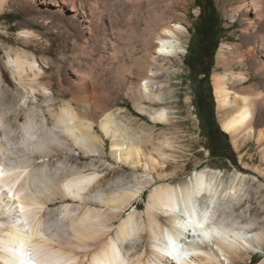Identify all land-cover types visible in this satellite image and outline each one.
<instances>
[{
  "label": "bare ground",
  "instance_id": "6f19581e",
  "mask_svg": "<svg viewBox=\"0 0 264 264\" xmlns=\"http://www.w3.org/2000/svg\"><path fill=\"white\" fill-rule=\"evenodd\" d=\"M27 1L18 0L17 5L40 27L23 29V41L40 42L46 34L73 41L84 30L95 37L99 57L116 59L115 69L122 72L131 69L136 53L143 55L146 64L134 81L129 79L128 89L136 107L153 122L171 121L161 73L169 69L163 59L185 51L181 37L186 28L174 12L187 0ZM233 1L222 4L225 8L229 3L231 17L244 21L239 36L244 48L219 47L216 59L225 70L212 75L213 91L217 107L225 113L219 115L221 128L235 147L243 139L258 148L252 159L260 154L259 164L253 169L264 175V0ZM5 6L11 5L0 0V8ZM5 51L0 99L10 79L22 100L0 103V264H236L261 248L264 227L258 215L250 216L249 204L264 185L258 176L251 178L257 181L250 188L253 194L243 172H234L226 182L220 171L202 168L179 182L156 183L171 174L162 173L175 148L170 137L145 149L152 135L129 131L110 109L97 115L101 135L95 134L88 118L92 106L84 94L98 83L88 78L84 67L74 68L77 104L69 98L55 106L53 82L68 89L53 76V61L42 58L40 64L34 52L23 48ZM248 58L259 81L244 84L252 77L241 68ZM105 99L99 95L95 100ZM19 114L24 122L12 126ZM106 138L114 159L142 171L135 175L138 182L98 188L96 171L87 172L66 159L76 150L103 154ZM58 155L64 159L58 160ZM53 161L57 164L51 167ZM147 186L152 188L145 208L139 209L134 200ZM128 206L133 209L123 214ZM178 218L189 223L179 234L173 231ZM169 237L175 243L165 248Z\"/></svg>",
  "mask_w": 264,
  "mask_h": 264
},
{
  "label": "rangeland",
  "instance_id": "374dc122",
  "mask_svg": "<svg viewBox=\"0 0 264 264\" xmlns=\"http://www.w3.org/2000/svg\"><path fill=\"white\" fill-rule=\"evenodd\" d=\"M14 1L6 0V3L11 6H5L4 9L0 8V61H6L7 59L5 50L18 48L34 52L35 58H37L40 64H42V58H50L53 61L54 68L51 71L53 76L61 86L68 89L66 91L61 90L57 82H53L52 88L56 98H54L55 106L69 98H73L72 105L75 106L77 104L75 102H77L76 98L78 94L74 90L75 85L73 80L78 79V75L74 68L84 67L83 69L86 71L88 78L96 82V84L98 83L96 88L90 87V91L84 94L86 98L88 96L90 100L89 105L92 106L90 107L92 115L91 117L89 115L88 118L90 121H93L92 131L95 134L101 135L96 123L97 119H100L97 115L103 110L110 109L114 111L117 121L120 120L119 122L131 128H129V131L137 133L144 131L149 136L152 135L150 136L151 142L147 143V146L145 145V149L150 147L151 144L156 145L163 136H168L173 140L175 148L171 151L172 158L163 163L164 171L162 172L167 173L170 171L169 173L171 174L164 175L166 177L156 183L179 182L195 170L202 168L220 171L226 182H229L230 176L234 172H243L248 176L246 185L249 187V191L251 190L250 188H254L257 182L256 179L251 180L252 177L258 176L259 183H264V175L253 169V165L259 164L260 154L257 153L258 148L256 149L255 145L252 148V142L248 143L247 140L243 139H241L238 147H235L232 137L221 128L219 123V115H224L225 113H222L217 107L212 75L216 72L220 73L225 69L224 65L217 61L216 54L222 44L244 48L239 41L240 37L244 34L242 32L244 21L239 16L231 17L229 3L224 8L222 0H187L188 2L184 4V7L174 12L175 19L186 28L181 37V45L185 48V51L176 56H168L163 59V63L169 66V69L161 73V78L166 83V89L163 90L162 95L165 97L164 100L169 107L171 116V121L164 124L153 122L148 114L140 111L136 107L134 94L130 93L128 89L130 86L129 79L134 81L139 76L140 68L146 64L143 55L136 53L135 57L133 56L135 59L133 60L134 63H132L131 71L122 72L115 69L116 59L99 57L101 50L97 43L94 42L95 37L89 35L90 33L87 34L84 30L79 35H75L73 41L67 40L64 37L56 38L50 34L44 35L45 40L40 42L34 39H31L33 41H23L19 37V33L26 28L37 30L40 24L36 21V18L34 19L32 15L22 10L23 7L17 5L18 0ZM37 2L39 1L34 0V3ZM209 2L214 5V10L208 15V18H205L203 12H208L209 8L207 6ZM233 2V0H230V3ZM68 12L70 13V11ZM204 20H206L205 24L213 20H217L218 24L215 28H209L208 25H203ZM204 26L210 31L206 46L201 41V32ZM69 32L74 34L72 30H69ZM133 43L139 44L138 41ZM215 43L217 44L216 47H214ZM61 52H64L65 55L62 56ZM251 60L249 58L246 59L244 61L245 64L241 67L242 69L245 68L246 74L249 77L252 76L244 84L259 81V78L254 74V68L248 67L250 63H253ZM240 69L235 68L234 70L239 71ZM127 72L131 75L128 76ZM206 73H208V81L205 80ZM141 75H144V73H141ZM207 82L210 85V92L207 89ZM229 89L234 90L231 86ZM15 90L14 83L10 79L6 80L5 93L2 96L3 98L0 99V103L12 105L18 99L21 101L22 98L17 97ZM198 90H201L204 95L208 96V103L213 116L210 125L203 122L199 115L196 101ZM99 95L104 96V98L106 97L104 102L97 103L95 99ZM142 103L146 104L145 102ZM17 120L12 119V126H18L23 123L25 116L19 114ZM105 141V152L101 155L97 153L84 154L80 150H76L70 156H67L66 159L82 169H87V172L96 171L99 176L98 188H102L105 184H118V182L119 184L138 182L139 178H135V175L139 177L142 171L114 159L110 154L109 139L106 138ZM255 151H257L254 155L255 158L252 159ZM57 158L58 160H63L64 156L58 155ZM56 164L57 162L53 161L51 167H54ZM261 166H264V164ZM151 174H155V172L152 171ZM151 188V186H147L142 195L134 200V205H138L139 209L145 208ZM260 189V193L256 194L255 197L253 196L254 199L249 202L250 216L258 215L259 224L264 227V185ZM259 207L262 208L258 210ZM132 209L133 206H128L123 214ZM236 264H264V244L257 251L250 253V259L237 262Z\"/></svg>",
  "mask_w": 264,
  "mask_h": 264
},
{
  "label": "flooded vegetation",
  "instance_id": "af4514ba",
  "mask_svg": "<svg viewBox=\"0 0 264 264\" xmlns=\"http://www.w3.org/2000/svg\"><path fill=\"white\" fill-rule=\"evenodd\" d=\"M210 26V23L205 24ZM204 28L202 30V34H201V38H202V43L204 46H206V44H208V38L210 35V31H208L209 29L206 28L205 26L202 27ZM196 101H197V109L199 112V115L202 118V121L207 123L208 125H210V123L213 120V116H212V111L210 109L209 103H208V96L204 95L203 92L201 90L197 91V95H196Z\"/></svg>",
  "mask_w": 264,
  "mask_h": 264
},
{
  "label": "snow or ice",
  "instance_id": "6c2138e0",
  "mask_svg": "<svg viewBox=\"0 0 264 264\" xmlns=\"http://www.w3.org/2000/svg\"><path fill=\"white\" fill-rule=\"evenodd\" d=\"M87 199H91V195L86 197ZM178 211V210H175ZM192 223H196L195 221H192ZM189 223L187 221L180 220L179 218L173 225V231L179 234L182 231H187L188 230ZM199 227H203V224H199ZM175 243L174 240H172L170 237L168 238V243L165 245V248L173 246Z\"/></svg>",
  "mask_w": 264,
  "mask_h": 264
},
{
  "label": "trees",
  "instance_id": "16d2710c",
  "mask_svg": "<svg viewBox=\"0 0 264 264\" xmlns=\"http://www.w3.org/2000/svg\"><path fill=\"white\" fill-rule=\"evenodd\" d=\"M208 5V4H207ZM206 5V6H207ZM213 4L211 3V2H209V5L207 6L208 8H209V10H208V12L207 13H205V11L203 12V14H205V18H208V15L210 14V13H212L213 12ZM207 21H208V19H206ZM206 20H204V24L203 25H205V23H206ZM210 23V26H209V28L211 27V28H215V26H217V24H218V21L217 20H213V21H210L209 22ZM202 34V33H201ZM216 43L214 44V47H216ZM205 80L206 81H208V73H206L205 74ZM207 86H208V91L210 92V85H209V83L207 82Z\"/></svg>",
  "mask_w": 264,
  "mask_h": 264
}]
</instances>
